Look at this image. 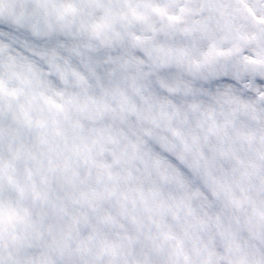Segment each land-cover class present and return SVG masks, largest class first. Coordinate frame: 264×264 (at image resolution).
I'll return each mask as SVG.
<instances>
[{"label": "snow or ice", "instance_id": "6c2138e0", "mask_svg": "<svg viewBox=\"0 0 264 264\" xmlns=\"http://www.w3.org/2000/svg\"><path fill=\"white\" fill-rule=\"evenodd\" d=\"M0 264H264V0H0Z\"/></svg>", "mask_w": 264, "mask_h": 264}]
</instances>
